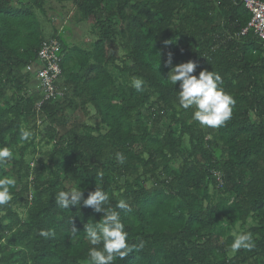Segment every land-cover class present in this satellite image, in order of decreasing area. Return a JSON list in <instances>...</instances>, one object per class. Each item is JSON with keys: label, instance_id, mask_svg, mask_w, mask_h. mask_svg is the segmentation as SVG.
I'll return each instance as SVG.
<instances>
[{"label": "trees", "instance_id": "16d2710c", "mask_svg": "<svg viewBox=\"0 0 264 264\" xmlns=\"http://www.w3.org/2000/svg\"><path fill=\"white\" fill-rule=\"evenodd\" d=\"M55 1L72 4L73 24L89 23L93 39L76 43L54 30L64 95L37 112L33 64L49 1L0 0V147L14 153L0 178L16 180L0 207V264H85L84 226L103 213L83 200L60 208L57 193L73 187L130 205L117 210L137 249L114 264H264V41L239 34L250 12L232 0ZM189 60L194 75L218 72L235 98L225 126H201L179 108L180 82L167 76ZM22 130L33 133L28 141ZM244 232L255 247L233 252Z\"/></svg>", "mask_w": 264, "mask_h": 264}, {"label": "clouds", "instance_id": "9594fccd", "mask_svg": "<svg viewBox=\"0 0 264 264\" xmlns=\"http://www.w3.org/2000/svg\"><path fill=\"white\" fill-rule=\"evenodd\" d=\"M172 57L173 54L169 53L167 64L172 63ZM197 67L195 61L189 60L172 67L168 73L167 80L170 84L175 86L178 81L180 82L178 106L183 110L192 109V120L201 126L213 129L223 127L233 116L236 100L222 87L223 79L218 72L205 69L197 76L193 74ZM143 83L142 79L133 78L131 86L137 91H142ZM32 135L31 131L22 130L20 139L28 141ZM13 156L14 153L9 147H0V166L8 163ZM115 159L123 164L126 157L123 153H116ZM15 183V178H0V207L12 199L9 189ZM82 200L84 206L92 208L97 213H103L99 222L84 226V238L89 244L85 264H114L117 259L123 260L137 249L136 245L128 242L129 233L121 219L120 211L117 210L131 211L126 200L119 199L113 207L107 192L98 187L90 192L87 198H83V192L76 187L61 190L56 195V203L62 209L79 206ZM72 232L76 234L77 229L73 227ZM39 236L47 239L54 237L55 232L52 229H41ZM142 247L143 243L139 245V248ZM230 247L233 252L240 249L251 251L255 247L252 234L244 232L236 235Z\"/></svg>", "mask_w": 264, "mask_h": 264}, {"label": "built area", "instance_id": "2783aa9c", "mask_svg": "<svg viewBox=\"0 0 264 264\" xmlns=\"http://www.w3.org/2000/svg\"><path fill=\"white\" fill-rule=\"evenodd\" d=\"M232 1H240L251 15L247 25L239 34L252 30L258 38L264 41V0ZM37 58L40 65L36 72V78L41 89V98L35 104V110L38 112L44 102L62 98L64 95V89L57 84V79L61 75L63 58L59 41L56 38L43 41L38 50ZM214 175H216L218 186L222 187V179L219 174L214 173Z\"/></svg>", "mask_w": 264, "mask_h": 264}, {"label": "rangeland", "instance_id": "374dc122", "mask_svg": "<svg viewBox=\"0 0 264 264\" xmlns=\"http://www.w3.org/2000/svg\"><path fill=\"white\" fill-rule=\"evenodd\" d=\"M49 3L44 4V9H45V16L41 17L42 18V27H43V34L45 36V40L47 41L50 38L48 35L49 33H52V30L58 31V28L63 25L65 26L64 28H69L68 26L70 25V39L71 41L74 42H84V41H90L93 38L91 37V26L89 23H80L78 25H74L73 21V9H72V4L69 2L64 1L63 4L64 6H60L59 2L55 0H48ZM49 4H52V7L55 8L57 13H62V15L56 16V12L53 13L51 10H49L47 7H49ZM54 15V17H52ZM48 18L54 19V21L50 22ZM66 21V23H65ZM52 28V30H51ZM55 28V29H53ZM63 28V29H64ZM65 33H68V31H65ZM51 35V34H50ZM67 35V34H65ZM69 41V40H68ZM46 148H49L48 146Z\"/></svg>", "mask_w": 264, "mask_h": 264}, {"label": "crops", "instance_id": "0c3cea01", "mask_svg": "<svg viewBox=\"0 0 264 264\" xmlns=\"http://www.w3.org/2000/svg\"><path fill=\"white\" fill-rule=\"evenodd\" d=\"M15 4H18V2H14ZM53 29H55V28H53ZM59 29V31H55V33H57V34H63L64 35V37L66 38V36H68L69 34H70V31H68V33H65V31L63 30V27H59L58 28ZM44 30V29H43ZM51 30H52V28H51ZM56 30V29H55ZM53 32L52 33H49L48 35L49 36H51L53 33H54V30H52ZM51 34V35H50ZM65 34H67V35H65ZM80 42H82V41H80ZM33 67H34V69H33V71H35V69L36 68H38L39 67V64H38V62L37 63H34L33 64ZM37 71V70H36ZM37 82V84H38V80H37V78H36V73H35V75H34V77H33V80H32V82ZM39 85V84H38Z\"/></svg>", "mask_w": 264, "mask_h": 264}]
</instances>
